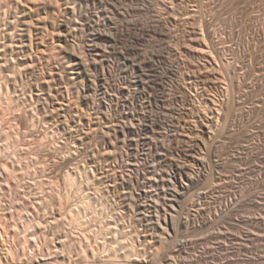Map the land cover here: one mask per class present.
<instances>
[{
  "label": "rangeland",
  "instance_id": "rangeland-1",
  "mask_svg": "<svg viewBox=\"0 0 264 264\" xmlns=\"http://www.w3.org/2000/svg\"><path fill=\"white\" fill-rule=\"evenodd\" d=\"M56 1L10 7L18 16L12 56L33 57L25 81L49 120L29 128L31 149L26 141L20 148L37 152L17 160L12 186L0 188V213L14 217L28 201L45 217L60 260L45 259L46 247L32 264L75 263L73 230L54 218L62 217L60 194L37 185L58 173L54 180L64 181L74 164L83 179L94 171V208L104 200L106 214L137 239L140 264H264V0ZM52 77L54 93L61 85L64 94L47 102ZM29 98L22 96L28 107ZM175 163L186 194L173 207L167 179ZM64 182L59 190L73 205L82 192ZM173 219L186 224L175 231ZM19 239L10 242L20 247ZM25 257L14 264H31ZM0 264H13L1 240Z\"/></svg>",
  "mask_w": 264,
  "mask_h": 264
},
{
  "label": "bare ground",
  "instance_id": "bare-ground-1",
  "mask_svg": "<svg viewBox=\"0 0 264 264\" xmlns=\"http://www.w3.org/2000/svg\"><path fill=\"white\" fill-rule=\"evenodd\" d=\"M19 1L20 0L18 1L0 0V39H2V37L6 39L5 43L1 44L0 42V47H2L5 52L3 56L4 60H0V153L4 150H9L12 151L14 155V156L12 155V158H10L11 157L10 156L6 160H3V158H1L0 155V188L4 191L9 190V188L12 186V181H13L12 177H14V175H16L19 172V168L17 166V160L21 161L23 159H28L31 156L30 153L34 152L36 154L37 152V151L23 152L24 150L22 151V148H20L23 141H26L27 149L29 150L31 149L30 147L33 142L32 143L28 142L29 141L28 139L31 138L30 136L29 138H27L29 134L31 135L34 132V131L32 132L30 131L31 128L37 126L40 121L49 122L48 118L46 117L47 115L46 116L43 115V113L48 112L47 105L43 104L42 107H40L33 101V95H29L30 94L29 92L33 91L34 83L31 84V82H29L27 84V82L25 81L26 79L25 72L27 71H24V68L28 69V67L32 66L34 60L32 63L30 62V60L33 57L28 56L26 60L21 61L17 59V57L12 56L15 51L13 47V43H14V39L17 36L14 32L16 31L15 27H17V22L15 21L17 20L18 16L17 17L12 16L13 13L11 12L10 7H12L13 9L14 6L12 4L14 2L19 3ZM59 1L60 0H57L56 2L59 4L61 2ZM60 5L62 4L60 3ZM12 17H15L16 20L12 21L11 20ZM201 30H202V34L204 35L205 31L202 25H201ZM57 47H56V51L58 52L55 55L60 56L62 54L60 51L61 49L57 50L58 49ZM58 58L59 59L63 58L64 61V58L66 57L63 55L62 57H58ZM66 61L70 62V60H66ZM72 65L70 64V66ZM51 74L53 75L52 72ZM55 79L56 77L55 78L52 77L51 80H49L50 83L51 81H55ZM55 82H57V80ZM50 83L48 85L49 88L47 91L49 96L45 98L47 102H50L52 98H54V96L57 97L58 93L60 95L64 94V91L60 88L61 85L57 87V91H56L57 93H54L53 87L55 86H52V83L51 84ZM57 85L59 84L57 83ZM68 91L70 92V95L73 93L70 87H68ZM27 94H28V98L29 96L31 97V99L29 98L31 100L30 107L26 106L25 103L22 101V96H25L26 98ZM33 134L32 137L33 136L35 137V135ZM30 143L31 145H29ZM37 148L38 147H36V150ZM33 149L34 148H32V150ZM173 164L174 163L171 164L168 163L167 165L170 167ZM74 165L70 167L68 166V168L66 167L67 169L65 168L66 170L63 176L64 177L63 180L65 182L62 181V178L60 182L58 179L54 180V178H56L57 175H59L57 171L60 170L58 169L60 167H58L57 168L58 170H56L58 174H55L54 178L51 176L52 178L50 180L49 177L48 178L46 177L48 181L49 180L51 181V182L49 181L50 183H48L47 180L45 179L44 180L42 179L37 183V185L40 188H42V190H44L45 186L49 184L51 185V187H53L51 188L53 189L52 190L53 193L58 191L57 194L58 193L60 194L59 197L61 199L60 200L61 212L59 213H61L62 217L59 218L58 216H56L54 218H56L55 220L63 219L62 222L64 221L65 224L63 225L69 228L68 231L70 229L71 231L72 230L75 231V234H73V231L71 233V235L74 236H70L69 234L70 232L68 233L70 239L71 238L73 239V241L72 240L71 241L73 243L75 242L74 243L75 263L73 264H140V262L138 261L141 260L140 258L142 256L141 253L142 251L139 248L137 239L134 238V236H132L131 233H129V231H125L122 229L119 219L116 217L115 214H109V213L106 214L107 203L104 200L100 202V205L102 207H100L98 210L94 208L96 200L92 196V193L88 192L87 189V187H89L88 184H90L91 182L97 185L95 183L94 176L91 174L94 171L92 172L90 171L91 170L90 169L87 173L86 178L83 179L80 175L82 173L81 166L80 165L74 166ZM176 165H177L176 172L173 173L174 175L172 177H169L167 179L168 180L167 194L170 196V198L168 199L171 201V206L173 207L177 205H181L183 203V199L185 198L184 195L186 194L185 191L186 181H184L183 179L184 167L179 164ZM63 172L61 173L62 175ZM189 178L190 177H188V179ZM61 182L62 183L64 182L66 184L65 186L68 188L77 186L78 189L82 192L81 196L77 199L75 204L70 205L67 204V202H65L69 198V193H63L62 191L59 190V188L61 187L60 185L62 184ZM43 195H40L37 198L39 200L38 204L41 208H45L48 205V201L41 197ZM0 200H1V193H0ZM18 201H22V200H18ZM27 202L28 201L26 202L22 201V203L17 202L20 204V206H18L20 209L18 211L19 214L17 213L18 217H15V215L17 214L14 215L15 224H12L14 223L12 221L14 217L13 214H11V216L9 215V211L0 213V240L5 243V255L9 258V260L12 261L13 264L22 255L28 256L29 261H31V259H33L31 257H33L32 255L35 256V252L37 251V249L39 250L41 249V251L42 250L46 251V247H47V249L49 248L47 251L50 252H44V254L46 255L45 259H52L55 260V262H58L60 260L59 258L60 255L55 253L56 251L51 252L49 247V240H48L47 232L45 231L46 230L45 229L46 222L44 220L45 217L40 215L39 212H38L39 215L38 213L35 212L37 215L35 214L34 216L33 214L34 211L32 212V210H30L31 209L30 205H28L30 203ZM17 203L15 204V206H17ZM64 204L65 206L67 205L69 206L65 208ZM17 210L18 209H16V211ZM16 218L18 219V221H16L17 220ZM94 221L98 222L97 229L93 228L92 223ZM185 224H186L185 222L180 223L175 221V219H173L172 228L175 231H177L179 230V227H181V225H185ZM67 232L65 234H67ZM11 238H14V241L16 238L18 239L20 238L19 239V243H21L20 247L11 243L10 242ZM67 238L69 239V237ZM179 249H181V247ZM183 249H181L180 253L183 251ZM64 254L65 253L63 252L62 254L63 257L66 255ZM62 261H60V264ZM48 262L49 260L47 261V263ZM30 263L32 264V261Z\"/></svg>",
  "mask_w": 264,
  "mask_h": 264
}]
</instances>
